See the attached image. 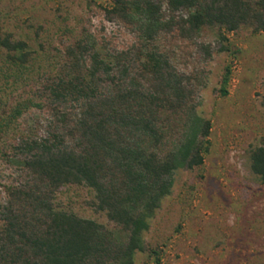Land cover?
I'll use <instances>...</instances> for the list:
<instances>
[{"label":"rangeland","instance_id":"1","mask_svg":"<svg viewBox=\"0 0 264 264\" xmlns=\"http://www.w3.org/2000/svg\"><path fill=\"white\" fill-rule=\"evenodd\" d=\"M152 1L162 24L184 17L183 10L169 12L165 0ZM110 6V0H0V34L25 42L29 52L23 65L12 64L0 47V202L30 185L22 140L44 136L61 112L68 124L79 112L76 102L54 106L48 99L53 84L89 65L87 57L71 64L69 48L90 41L121 53L135 82L152 81L143 56L157 52L184 104L159 112L160 138L150 151L166 159L189 140L191 155L198 149L202 161L172 171L170 192L148 218L131 264H264V183L251 169V154L264 147V31L204 28L184 38L174 24L146 41L138 16L116 17L106 13ZM53 204L101 225L121 250L127 245L128 232L96 208L91 188L64 185Z\"/></svg>","mask_w":264,"mask_h":264},{"label":"trees","instance_id":"2","mask_svg":"<svg viewBox=\"0 0 264 264\" xmlns=\"http://www.w3.org/2000/svg\"><path fill=\"white\" fill-rule=\"evenodd\" d=\"M110 4L108 14L138 16L146 41L161 26L174 24L184 38L204 28L233 31L252 25L264 31V0H165L169 12L185 11L180 21L167 24L155 1ZM0 47L12 64L23 65L29 58L27 44L8 34H0ZM66 57L73 65L87 57L89 65L53 84L48 99L54 106L76 102L79 112L69 124L61 112L55 117L59 125L44 136L22 140L23 166L31 180L0 202V264H109L114 259L131 264L148 218L170 192L172 171L202 161L198 149L191 155L189 140L166 159L150 151L160 138L159 112L184 104L161 55L144 53L143 69L152 81L143 76L142 82H135L121 53L109 54L90 41L78 42ZM201 129L206 136L207 124ZM251 169L264 183V147L251 154ZM68 184L94 191L96 208L128 232L123 250L101 225L54 206L55 192Z\"/></svg>","mask_w":264,"mask_h":264}]
</instances>
